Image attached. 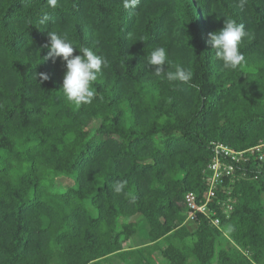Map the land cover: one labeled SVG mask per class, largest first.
Here are the masks:
<instances>
[{"label": "trees", "instance_id": "obj_1", "mask_svg": "<svg viewBox=\"0 0 264 264\" xmlns=\"http://www.w3.org/2000/svg\"><path fill=\"white\" fill-rule=\"evenodd\" d=\"M123 3L0 0V264H264V0ZM229 19L248 33L234 70L208 43ZM48 32L107 60L92 103L58 92ZM157 47L192 79L157 76ZM217 145L237 155L218 157L231 167L208 203L219 225L185 221Z\"/></svg>", "mask_w": 264, "mask_h": 264}, {"label": "clouds", "instance_id": "obj_2", "mask_svg": "<svg viewBox=\"0 0 264 264\" xmlns=\"http://www.w3.org/2000/svg\"><path fill=\"white\" fill-rule=\"evenodd\" d=\"M138 2L139 0H124L123 6L134 7ZM246 2L247 0H239L237 6L243 9ZM49 3L55 7L57 0H49ZM247 35L244 25L234 19L224 20L223 27L219 31L208 34V43L211 44L215 57L224 69L234 70L244 61L239 46ZM48 37V43L45 45L48 49L47 58L53 63L59 58L64 65L62 84L58 92H61L68 102L76 105L92 103L96 95L93 84L101 74L102 66H107V60L87 47H82L78 55H73V44L57 32H48ZM146 62L149 66H154L157 76L163 75L170 82L187 83L192 79L191 70L179 64L175 66L174 71H165L166 65L171 61L164 47L152 50ZM37 77L40 82L49 79L46 73H35L36 80ZM125 183L117 182L114 186L115 191L120 193Z\"/></svg>", "mask_w": 264, "mask_h": 264}, {"label": "built area", "instance_id": "obj_3", "mask_svg": "<svg viewBox=\"0 0 264 264\" xmlns=\"http://www.w3.org/2000/svg\"><path fill=\"white\" fill-rule=\"evenodd\" d=\"M260 147L262 146H258L255 148L256 152L259 151ZM214 152L215 157L212 161V164L208 168V172L210 173V175L207 178V190L205 193L206 195L204 197V201H198L194 194L188 193L184 197V202L187 208V216L185 221H195L197 219V214H201L210 220L211 225L217 227L219 225V221L214 217L215 213L213 211L211 212L213 217H210L208 203L213 197V188L218 177L222 174V172H224L225 175H228L231 171V167H227L224 163L219 162L218 157L221 156L223 158H230L231 160L235 161L237 160V155L233 151L226 149L221 145L215 146ZM242 154L240 153L239 155L241 156ZM263 159L264 155H260L259 160ZM230 211L231 205H226L224 212L228 213Z\"/></svg>", "mask_w": 264, "mask_h": 264}, {"label": "rangeland", "instance_id": "obj_4", "mask_svg": "<svg viewBox=\"0 0 264 264\" xmlns=\"http://www.w3.org/2000/svg\"><path fill=\"white\" fill-rule=\"evenodd\" d=\"M63 184L65 185V183H63ZM145 232H146V226L143 222H141L138 226V231H137L136 235L130 240L131 243H143L144 239H145V238H143L144 237L143 233H145ZM158 260L160 262V259H158Z\"/></svg>", "mask_w": 264, "mask_h": 264}]
</instances>
